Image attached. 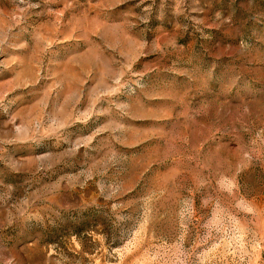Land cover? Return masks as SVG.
Returning <instances> with one entry per match:
<instances>
[{"label":"rangeland","instance_id":"obj_1","mask_svg":"<svg viewBox=\"0 0 264 264\" xmlns=\"http://www.w3.org/2000/svg\"><path fill=\"white\" fill-rule=\"evenodd\" d=\"M0 264H264V0H0Z\"/></svg>","mask_w":264,"mask_h":264}]
</instances>
